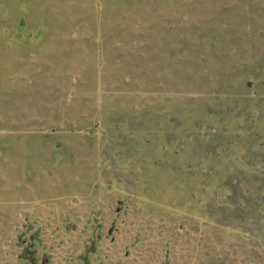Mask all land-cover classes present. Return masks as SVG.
Returning <instances> with one entry per match:
<instances>
[{
	"label": "rangeland",
	"instance_id": "1",
	"mask_svg": "<svg viewBox=\"0 0 264 264\" xmlns=\"http://www.w3.org/2000/svg\"><path fill=\"white\" fill-rule=\"evenodd\" d=\"M0 264H264V0H0Z\"/></svg>",
	"mask_w": 264,
	"mask_h": 264
}]
</instances>
